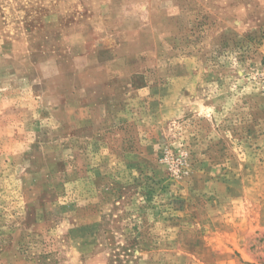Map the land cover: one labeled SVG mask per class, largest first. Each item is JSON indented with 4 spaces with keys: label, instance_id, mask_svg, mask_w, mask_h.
I'll return each instance as SVG.
<instances>
[{
    "label": "rangeland",
    "instance_id": "obj_1",
    "mask_svg": "<svg viewBox=\"0 0 264 264\" xmlns=\"http://www.w3.org/2000/svg\"><path fill=\"white\" fill-rule=\"evenodd\" d=\"M0 264H264V0H0Z\"/></svg>",
    "mask_w": 264,
    "mask_h": 264
}]
</instances>
